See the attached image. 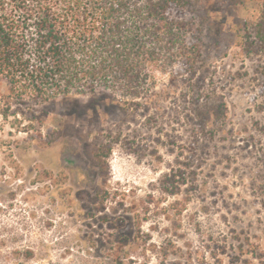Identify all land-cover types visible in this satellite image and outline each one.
I'll return each instance as SVG.
<instances>
[{"label": "rangeland", "instance_id": "374dc122", "mask_svg": "<svg viewBox=\"0 0 264 264\" xmlns=\"http://www.w3.org/2000/svg\"><path fill=\"white\" fill-rule=\"evenodd\" d=\"M182 1L203 34L200 102L158 73L152 103L69 94L26 120L0 103V264H120L121 236L122 264H264V55L245 48L262 3Z\"/></svg>", "mask_w": 264, "mask_h": 264}, {"label": "trees", "instance_id": "16d2710c", "mask_svg": "<svg viewBox=\"0 0 264 264\" xmlns=\"http://www.w3.org/2000/svg\"><path fill=\"white\" fill-rule=\"evenodd\" d=\"M259 1L262 16L245 48L264 55V0ZM202 51V29L182 0H0L2 114L8 118L17 106L26 120L25 104L29 109L99 90L112 91L119 103H152L158 73L169 76L165 86H189L187 99L200 102L206 84ZM41 114L31 113L40 125ZM33 126L21 123L18 130L30 132ZM170 179L166 191L175 196ZM164 210L180 214L186 206L175 200ZM147 218L137 215L132 242L141 237ZM128 241L121 236L115 243L120 264L130 252Z\"/></svg>", "mask_w": 264, "mask_h": 264}]
</instances>
